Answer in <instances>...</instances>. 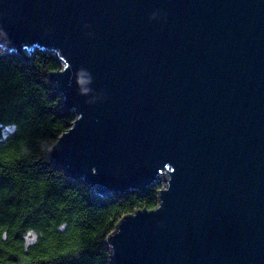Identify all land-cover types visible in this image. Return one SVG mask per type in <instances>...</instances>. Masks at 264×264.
Returning a JSON list of instances; mask_svg holds the SVG:
<instances>
[{
    "label": "water",
    "instance_id": "water-1",
    "mask_svg": "<svg viewBox=\"0 0 264 264\" xmlns=\"http://www.w3.org/2000/svg\"><path fill=\"white\" fill-rule=\"evenodd\" d=\"M53 53L48 151L100 197L161 183L112 264H264V0H0V50Z\"/></svg>",
    "mask_w": 264,
    "mask_h": 264
},
{
    "label": "trees",
    "instance_id": "trees-1",
    "mask_svg": "<svg viewBox=\"0 0 264 264\" xmlns=\"http://www.w3.org/2000/svg\"><path fill=\"white\" fill-rule=\"evenodd\" d=\"M61 67L48 51L0 50V264H112L107 236L123 216L157 205L159 182L100 197L49 159L74 119L48 78Z\"/></svg>",
    "mask_w": 264,
    "mask_h": 264
},
{
    "label": "rangeland",
    "instance_id": "rangeland-1",
    "mask_svg": "<svg viewBox=\"0 0 264 264\" xmlns=\"http://www.w3.org/2000/svg\"><path fill=\"white\" fill-rule=\"evenodd\" d=\"M10 128H6L5 130H9ZM160 183V182H159ZM161 184V183H160Z\"/></svg>",
    "mask_w": 264,
    "mask_h": 264
}]
</instances>
